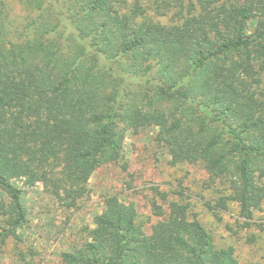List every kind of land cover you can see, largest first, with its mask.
Masks as SVG:
<instances>
[{
  "label": "trees",
  "instance_id": "16d2710c",
  "mask_svg": "<svg viewBox=\"0 0 264 264\" xmlns=\"http://www.w3.org/2000/svg\"><path fill=\"white\" fill-rule=\"evenodd\" d=\"M153 2L178 21H139L142 0H20L29 17L19 26L0 0L2 242L20 240L27 221L5 172L77 210L92 175L123 162L126 133L144 126L158 129L172 166L200 165L227 187L210 211L230 200L264 232L253 222L264 200V0ZM105 200L63 264H239L187 204L170 202L146 234L133 204Z\"/></svg>",
  "mask_w": 264,
  "mask_h": 264
},
{
  "label": "rangeland",
  "instance_id": "374dc122",
  "mask_svg": "<svg viewBox=\"0 0 264 264\" xmlns=\"http://www.w3.org/2000/svg\"><path fill=\"white\" fill-rule=\"evenodd\" d=\"M9 2L11 18L20 26L29 15L20 0ZM189 2L184 0L186 7ZM142 3L145 12L139 21L149 19L171 25L179 19L174 9L162 16L156 11L153 0H142ZM127 4L131 6L133 0H127ZM157 133L155 127L130 129L124 144L125 160L103 166L92 175L87 194L79 201L77 210L62 207L42 183L16 179L9 171L5 172L23 191L27 221L18 230L20 240L9 237L2 242L0 238V264H63L61 254L81 244L85 238L83 230L93 228L95 216L104 212L107 195H117L126 205L133 204L138 223L146 234L167 217L170 202L187 204L189 214L197 216L219 248H234L239 264L262 263L264 232L255 225L246 227L239 216L238 205L230 200L226 201V209L217 211V216L210 211L208 204L213 206L220 198H225L227 187L220 182H210L200 165L172 166L167 151L156 141ZM0 199L9 202L1 192ZM155 205L163 209L162 217L156 216ZM253 217L254 223L264 225V200ZM2 220L0 217V230L5 226Z\"/></svg>",
  "mask_w": 264,
  "mask_h": 264
}]
</instances>
